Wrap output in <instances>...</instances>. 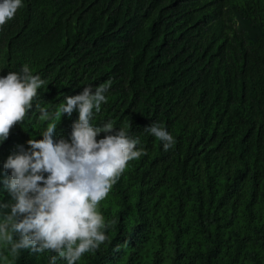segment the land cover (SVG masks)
Returning <instances> with one entry per match:
<instances>
[{
    "label": "trees",
    "instance_id": "16d2710c",
    "mask_svg": "<svg viewBox=\"0 0 264 264\" xmlns=\"http://www.w3.org/2000/svg\"><path fill=\"white\" fill-rule=\"evenodd\" d=\"M25 64L45 85L0 142V203L7 157L46 128L35 105L54 112L111 80L91 122L124 127L146 154L99 205L109 240L77 264H264V0H22L0 27V77ZM77 120L62 116L54 140ZM153 122L169 150L144 132Z\"/></svg>",
    "mask_w": 264,
    "mask_h": 264
},
{
    "label": "clouds",
    "instance_id": "9594fccd",
    "mask_svg": "<svg viewBox=\"0 0 264 264\" xmlns=\"http://www.w3.org/2000/svg\"><path fill=\"white\" fill-rule=\"evenodd\" d=\"M22 0H0V27L15 17ZM111 80L93 89L84 87L75 96L66 97L54 112L35 105L39 119L45 121L42 139H28V148L17 145L3 164L10 172L4 180L10 202L0 203V248L12 256L21 250L33 253L53 252L50 264L57 258L66 264H77L109 240L106 222L99 211L124 173L130 161L146 152L138 149L139 137L133 138L124 127L114 132L111 121L96 126L91 121L101 105L107 103L105 93ZM45 85L25 64L19 72L0 77V142L21 124L33 107L38 89ZM78 112L71 126L70 142L54 140L61 117ZM131 128V123L126 126ZM144 132L161 141L165 151L173 147L174 137L166 128L153 122ZM104 133V138L97 137ZM44 174H47L45 177ZM42 185V186H41ZM10 264L8 255H0Z\"/></svg>",
    "mask_w": 264,
    "mask_h": 264
}]
</instances>
